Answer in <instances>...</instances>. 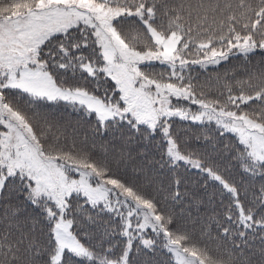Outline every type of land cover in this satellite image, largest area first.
Wrapping results in <instances>:
<instances>
[{
    "label": "snow or ice",
    "instance_id": "obj_1",
    "mask_svg": "<svg viewBox=\"0 0 264 264\" xmlns=\"http://www.w3.org/2000/svg\"><path fill=\"white\" fill-rule=\"evenodd\" d=\"M0 264H264V0H0Z\"/></svg>",
    "mask_w": 264,
    "mask_h": 264
},
{
    "label": "trees",
    "instance_id": "obj_2",
    "mask_svg": "<svg viewBox=\"0 0 264 264\" xmlns=\"http://www.w3.org/2000/svg\"><path fill=\"white\" fill-rule=\"evenodd\" d=\"M232 64H233V65H236L237 67H235V69H233L232 65H225V66H223V67H220V68L218 69V72L209 71V72H207V73H204V74L201 76V81L204 80V76H212V77H213L212 85H213V87H214V86H215V80H214L215 76H216L217 74H219L221 77H223V76H224V73H225L226 71L228 72V75H229V76L232 75L233 71H235L236 73H239V75L236 76V79H235V80L227 81V82H229V83L235 84L237 80H246L248 77H247V75L244 74L243 69H242L241 67H239V65H240V61H235V60H234V61L232 62ZM253 64H255V60H253ZM157 70H159V67H158ZM250 70L253 71V72L257 71V69H255L254 67H253V68H250ZM153 143H154V142H153ZM117 146H118V145H117ZM140 146H141V147H145V145H143V144H141ZM146 150H147L150 154L154 152V149L152 148L151 145H148L147 148H146ZM237 179H238V177H237ZM181 191H183V187L181 188ZM209 215H211V212H209ZM133 258H135V252H134V250H133Z\"/></svg>",
    "mask_w": 264,
    "mask_h": 264
}]
</instances>
